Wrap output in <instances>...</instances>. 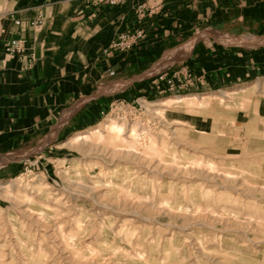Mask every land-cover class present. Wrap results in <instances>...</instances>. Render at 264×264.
I'll return each instance as SVG.
<instances>
[{
    "label": "rangeland",
    "instance_id": "1",
    "mask_svg": "<svg viewBox=\"0 0 264 264\" xmlns=\"http://www.w3.org/2000/svg\"><path fill=\"white\" fill-rule=\"evenodd\" d=\"M224 36L215 35L264 43ZM255 86L116 103L76 131L112 113L152 138L154 153L138 138L143 163L110 157L95 138L64 145L75 131L4 152L0 171H17L0 175V264H264V81ZM186 94L198 100L174 101ZM165 98L167 107L148 110Z\"/></svg>",
    "mask_w": 264,
    "mask_h": 264
},
{
    "label": "crops",
    "instance_id": "2",
    "mask_svg": "<svg viewBox=\"0 0 264 264\" xmlns=\"http://www.w3.org/2000/svg\"><path fill=\"white\" fill-rule=\"evenodd\" d=\"M32 19H37L33 26ZM139 26L145 30L139 44L103 53L119 31ZM208 28L264 37V0H166L160 13L137 23L130 1L111 6L1 0L0 155L37 144L45 134L56 141L93 125L120 100L156 96L150 80L138 77L161 58H173L162 64L169 72L183 68L190 73L191 82L177 90L183 93L230 92L263 83L264 43L225 46L207 35L189 43ZM12 38L24 41L21 53L5 52ZM16 171L12 164L0 175Z\"/></svg>",
    "mask_w": 264,
    "mask_h": 264
},
{
    "label": "built area",
    "instance_id": "3",
    "mask_svg": "<svg viewBox=\"0 0 264 264\" xmlns=\"http://www.w3.org/2000/svg\"><path fill=\"white\" fill-rule=\"evenodd\" d=\"M90 5H97L99 3H104L107 5H118L125 2H132V13L133 17L137 22H143L146 18L153 17L163 10L164 3L166 0H84ZM18 24L20 20H15ZM37 23V19H32L30 25L33 26ZM207 37L212 38V40L218 44L231 46V43H219L218 38L215 37L216 34L225 35L224 38H229L231 35L225 32H219L212 28L207 29ZM145 38V30L142 27H135L130 31H119L117 36L111 43L103 50V53L108 54L111 50H118L120 52H126L130 50L133 46L139 44ZM23 42L17 38H12L4 44L5 52L8 54H18L21 53L23 49ZM161 62H157L152 65L147 71H144L139 75L140 80H150V90L154 93H166L177 91L183 88L187 83L191 82L190 73L183 71V68L169 72L166 67L160 66ZM112 69H108L107 74L109 76L114 75ZM182 77L185 80H181ZM201 78V76L199 77ZM101 85V84H100ZM118 104L128 105L129 103L125 100H120ZM138 103V101H136ZM116 104V103H115ZM113 104L110 110L113 109ZM121 110V109H120Z\"/></svg>",
    "mask_w": 264,
    "mask_h": 264
},
{
    "label": "bare ground",
    "instance_id": "4",
    "mask_svg": "<svg viewBox=\"0 0 264 264\" xmlns=\"http://www.w3.org/2000/svg\"><path fill=\"white\" fill-rule=\"evenodd\" d=\"M229 93L231 92L221 91L220 96L229 97ZM170 99L171 98H165V99H161L160 101L149 102L147 106L148 110L149 111L154 110L153 108L155 107H159V108L167 107L166 102L169 101ZM201 99H202L201 102L207 101L205 97L204 98L202 97ZM185 100H190L189 102H191V104H194L196 100H198V98L195 95L176 96L174 98V101L176 103H180ZM126 123L127 121H125L124 124L123 123L120 124L119 121L115 120L114 115L112 113H109L108 115H106L104 120L100 122L98 125L92 128L86 129L84 131L75 133L64 145H75L81 142H88L90 139L95 138L98 141V143H100L101 141H104L106 144H108V146H106L105 148L102 147L100 150L105 151V154L107 153L110 157L112 158L121 157L127 160L135 159V160H138V162L143 163L142 161H145L146 157L145 159H143V156H141V153L139 150H141L142 148L140 147L138 143V140H139L138 138L143 137L147 141L143 147L144 148L143 151L145 150L151 153L156 152L155 143L152 141V138L148 136V134L144 136H140L138 129H136L134 125H132L129 128V126ZM96 145L97 144L91 143L90 148L91 149L96 148L97 150V147H95ZM157 151L159 152L158 149ZM145 154H148V153H145ZM150 163L151 161H149V163H146V164H148L149 166ZM12 183H14L13 180L10 183H8V186L14 188L13 186L14 184ZM5 187L6 186H0V189L5 188ZM22 211L23 213L24 212L27 213V210H22Z\"/></svg>",
    "mask_w": 264,
    "mask_h": 264
}]
</instances>
